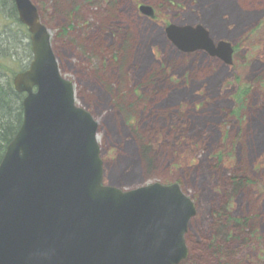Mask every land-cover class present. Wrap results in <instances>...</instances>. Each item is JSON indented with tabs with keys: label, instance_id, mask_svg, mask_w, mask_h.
<instances>
[{
	"label": "rangeland",
	"instance_id": "rangeland-1",
	"mask_svg": "<svg viewBox=\"0 0 264 264\" xmlns=\"http://www.w3.org/2000/svg\"><path fill=\"white\" fill-rule=\"evenodd\" d=\"M33 1L60 74L98 123L104 183L124 191L180 186L197 211L182 264H264V112L256 124L264 111V0ZM5 24L0 12V41ZM199 25L216 47L236 48L230 65L168 38L171 26ZM128 41L135 53L122 65L118 51ZM14 45L10 53L26 59ZM8 46L0 47L1 62ZM241 85L250 88L244 110L235 99ZM143 142L153 148L149 168ZM235 177L246 182L237 192Z\"/></svg>",
	"mask_w": 264,
	"mask_h": 264
},
{
	"label": "water",
	"instance_id": "water-1",
	"mask_svg": "<svg viewBox=\"0 0 264 264\" xmlns=\"http://www.w3.org/2000/svg\"><path fill=\"white\" fill-rule=\"evenodd\" d=\"M14 2L33 60L14 79L26 93L24 119L0 163V264H181L195 203L178 184H104L98 123L60 74L37 8ZM167 35L184 52L232 62L231 44L216 47L203 26H171Z\"/></svg>",
	"mask_w": 264,
	"mask_h": 264
},
{
	"label": "trees",
	"instance_id": "trees-1",
	"mask_svg": "<svg viewBox=\"0 0 264 264\" xmlns=\"http://www.w3.org/2000/svg\"><path fill=\"white\" fill-rule=\"evenodd\" d=\"M0 12L4 16H6L8 20V24H5L4 26V33L6 34L7 38H3V40L0 41V47L2 46H8L4 53H2L3 61H0V163L5 155L7 146L9 143L13 140V138L16 136L17 132L19 131L23 119H24V109H23V100L25 95L18 93L13 84V76L17 73L19 70H24L28 68V65L32 59V47L31 43L29 41V34L28 30L25 26H23L18 18L17 10L15 7V3L13 0H0ZM75 11L72 10L73 14ZM11 22V24L9 23ZM11 25L15 26V30L10 27ZM15 33V34H14ZM4 35V34H2ZM17 37V38H16ZM11 38L17 42L10 41ZM10 41L8 44L7 42ZM131 41V40H130ZM126 42L125 45L121 46L118 51V55L120 60H118L122 65H126L129 63V59L131 55H133L135 52L132 49V42ZM4 43V44H3ZM18 44L17 49H23L24 54L26 55V59L19 60L20 58L14 57L12 53H10L12 50L15 49V45ZM10 49V50H7ZM25 60V61H24ZM26 62V63H24ZM5 75L6 78L1 76ZM3 79V80H2ZM249 87L240 86L236 95L235 99L236 102L240 105V109L244 110L247 109L249 103L247 100V96L249 94ZM263 110L260 111L262 113L260 116H258V119L256 118V124H258L260 127L262 125L261 123V117L263 116ZM264 143V137L263 141ZM143 151H144V157L146 160V166L149 168V166L153 165V161L148 156L150 151L153 149L152 145L150 143L143 142ZM143 153V152H142ZM129 161V159H128ZM133 166L135 165L132 164ZM232 185L235 189V192H237L239 189H241L243 186L246 185L245 179L235 177L232 179ZM229 223H234L236 221L234 220H228ZM224 226V225H223ZM226 228V225L224 226ZM225 237H227L226 233L224 234ZM211 249L214 252H219L221 247L211 244Z\"/></svg>",
	"mask_w": 264,
	"mask_h": 264
},
{
	"label": "bare ground",
	"instance_id": "bare-ground-1",
	"mask_svg": "<svg viewBox=\"0 0 264 264\" xmlns=\"http://www.w3.org/2000/svg\"><path fill=\"white\" fill-rule=\"evenodd\" d=\"M141 13L148 16V17H154V15H148L146 12H143L142 10H141ZM118 183H120V182H118Z\"/></svg>",
	"mask_w": 264,
	"mask_h": 264
},
{
	"label": "flooded vegetation",
	"instance_id": "flooded-vegetation-1",
	"mask_svg": "<svg viewBox=\"0 0 264 264\" xmlns=\"http://www.w3.org/2000/svg\"><path fill=\"white\" fill-rule=\"evenodd\" d=\"M141 5H142V4H140V5L138 6V10H139V11H140V7H141Z\"/></svg>",
	"mask_w": 264,
	"mask_h": 264
}]
</instances>
